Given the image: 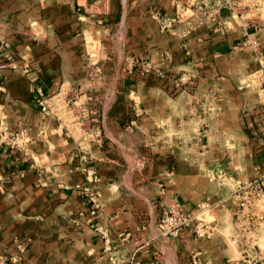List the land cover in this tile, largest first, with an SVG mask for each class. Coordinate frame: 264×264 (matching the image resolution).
<instances>
[{
  "label": "crops",
  "instance_id": "0c3cea01",
  "mask_svg": "<svg viewBox=\"0 0 264 264\" xmlns=\"http://www.w3.org/2000/svg\"><path fill=\"white\" fill-rule=\"evenodd\" d=\"M173 1L0 0V117L23 134L0 138V264H239V231L264 230L242 188L264 171L253 49L208 27L153 47L150 10ZM42 90L98 105L44 113ZM169 204L212 232L163 234Z\"/></svg>",
  "mask_w": 264,
  "mask_h": 264
},
{
  "label": "rangeland",
  "instance_id": "374dc122",
  "mask_svg": "<svg viewBox=\"0 0 264 264\" xmlns=\"http://www.w3.org/2000/svg\"><path fill=\"white\" fill-rule=\"evenodd\" d=\"M172 1L173 0H171V2ZM206 5L205 0H174L170 8L154 7L150 10V20L146 22V29L148 35L151 37L152 46L157 49H164L165 46L173 43L174 46L178 43L181 45L188 41L192 35L198 33L203 27H208L207 29L214 35L232 36L234 37L232 39V49H253V54L251 56L254 62H256V66L253 70H247L240 80L258 90L260 98L264 100V0H221V3L217 6L210 7ZM216 9L217 11H224L225 15L219 19L217 17L218 12L215 11ZM148 46L150 47V45H147V47ZM143 63V66L146 68L145 71L151 73L153 69H151L152 66L150 61L144 59ZM176 78L178 83L177 86L184 88L186 85L185 83L182 84V82L185 78H187V82H189L190 75L186 72H180ZM67 92L64 94L63 98L54 97L53 99H56L52 100L49 99L50 96L42 90L41 94L35 99L36 106L44 113H50L52 109L56 113L64 110H70L75 113L77 112L76 110L86 111L88 104H90L89 110L91 111L97 108L98 103L92 106L91 103L87 104L83 101L78 102L77 97L72 91ZM43 97L47 99L50 105L48 112L43 110L42 104L39 102ZM142 108L144 109V107L137 106V109H135L134 106L129 105L128 111L135 110L139 113ZM63 119L68 124L75 120L72 118ZM134 121H136L135 117L130 116V118H128V126L134 124ZM0 124H2L1 119ZM3 125L4 123L0 125V138H11L10 142L18 145L19 142L23 140V134L17 132L10 134L5 133V130L3 131ZM85 170L87 177L91 175L89 170L96 171L94 167L89 169L85 168ZM261 173H264V171ZM172 206L179 208L172 204L162 207L159 223L166 207ZM194 214L197 216L191 223L192 227L195 229L194 233L198 237L206 236V234L197 231L199 220L197 213ZM210 230L212 229L210 228ZM160 231L162 232L161 229ZM239 233V241L241 243L239 245V251L244 256L243 259L240 258L239 261L241 263L239 264H264V230L258 229L256 231H249L243 229L239 231Z\"/></svg>",
  "mask_w": 264,
  "mask_h": 264
},
{
  "label": "built area",
  "instance_id": "2783aa9c",
  "mask_svg": "<svg viewBox=\"0 0 264 264\" xmlns=\"http://www.w3.org/2000/svg\"><path fill=\"white\" fill-rule=\"evenodd\" d=\"M187 80L188 79L185 78L182 84L186 83ZM39 102L42 104L43 110L48 112L50 105L48 104L47 99L43 97ZM0 119L2 121L3 118L0 117ZM3 123L4 122H2V124ZM89 172H91V178L96 180V171L90 170ZM242 188H247L250 192L249 206L251 208V214L249 216V220L251 224V230H256V228L260 226L259 222H264V173L258 174L255 178L249 180L243 185ZM195 217H197L196 214L191 211H184L182 209L175 208L174 206L166 207V210L163 211L159 226L163 234L178 236L185 227L190 226V224L193 222L192 220H194ZM197 231L206 235H209L212 232L210 227L207 225H199Z\"/></svg>",
  "mask_w": 264,
  "mask_h": 264
}]
</instances>
